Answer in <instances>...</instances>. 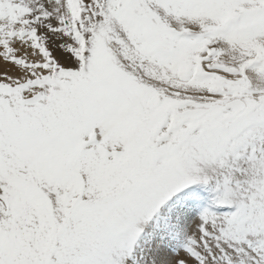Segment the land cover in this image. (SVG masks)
<instances>
[{
	"label": "snow or ice",
	"instance_id": "6c2138e0",
	"mask_svg": "<svg viewBox=\"0 0 264 264\" xmlns=\"http://www.w3.org/2000/svg\"><path fill=\"white\" fill-rule=\"evenodd\" d=\"M0 264H264V0H0Z\"/></svg>",
	"mask_w": 264,
	"mask_h": 264
}]
</instances>
